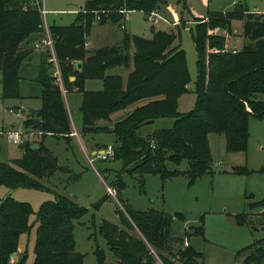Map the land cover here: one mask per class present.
Returning <instances> with one entry per match:
<instances>
[{"label":"trees","instance_id":"1","mask_svg":"<svg viewBox=\"0 0 264 264\" xmlns=\"http://www.w3.org/2000/svg\"><path fill=\"white\" fill-rule=\"evenodd\" d=\"M40 4L35 0H0L1 99L22 97L18 72L32 53L22 43L32 34L44 31ZM165 4L166 0H87L71 23L50 24L48 28L64 88H76L82 95L79 110L83 132L112 133L118 143L113 159L122 162L123 172L141 175V180L145 174H158L162 181L184 174L189 184H193L201 175L213 172L209 133L225 135L227 152H246L249 118H264V101L256 98V93L264 92V12L249 11L237 0L231 11L208 12L207 19L195 17L196 23L190 28L197 53L193 89L189 88L190 73L180 44L179 27H152L150 38L125 32L117 44L91 52L85 48L86 37L95 22L121 25L128 12L142 11L147 17L153 10L159 12ZM235 20L241 21L240 35L247 41L239 49H227L226 36L215 31L232 35ZM46 59L47 55L38 71L41 107L24 119L23 126L27 133L38 131L42 137L48 133L60 134L68 140L67 110ZM114 66L129 70L125 79L119 74H106ZM69 76H74V80L70 81ZM86 79H101L102 88L86 90ZM190 91L196 95L195 104L190 110L180 112L178 99ZM135 104L124 118L111 125L98 124L110 122L112 113ZM163 118H172V126L158 128L146 136L138 134L142 125ZM21 146V157L12 159L11 163L0 161V186L43 189L38 179L63 167L42 142L25 140ZM183 160L187 162L186 169H168V162L179 164ZM233 173L248 172L243 167H234ZM113 185L118 187L121 199L120 193L126 185L121 179ZM107 196L93 208L98 209ZM255 205L264 203H251V207ZM124 209L141 237L160 252L162 261L176 264L163 252L174 255L169 234L174 217L182 213L171 216L153 208L131 209L127 204ZM87 212L88 208L65 194H56L53 200L42 202L36 212L29 202L5 197L0 202V264H10L20 236L29 233L33 226L36 227L32 264H82L84 255L75 250L73 230L74 221ZM116 212L124 226L135 228L120 209ZM32 214L35 218L30 222ZM248 214H236L237 224L247 223ZM261 215L264 218V213ZM202 219L203 216L199 218L200 224L192 227L200 236L204 235ZM100 230L117 264H155L140 236L131 235L107 220L102 221ZM247 249L244 264H264V238L255 240L243 251ZM95 253L98 264H103L104 249L97 247ZM179 254L185 264H196V259L202 257L192 243ZM27 257L28 251L24 249L16 264H25Z\"/></svg>","mask_w":264,"mask_h":264},{"label":"rangeland","instance_id":"2","mask_svg":"<svg viewBox=\"0 0 264 264\" xmlns=\"http://www.w3.org/2000/svg\"><path fill=\"white\" fill-rule=\"evenodd\" d=\"M86 1L41 0L46 9H65L61 12L48 10L45 15V22L59 25L69 24L76 16L75 12L80 10V6H83ZM233 2L234 0H166V4L158 13L166 18L168 23L153 24L145 15L143 16V13L136 10L126 16L125 29H119L120 32L114 31L118 35L127 32L130 35L135 34L150 38L152 27L155 29L181 28L180 44L186 53L190 73L189 86L193 89L196 78L197 53L190 28L196 23L194 19L195 17L196 19L206 18L208 12L231 11L235 7ZM239 2L243 3L249 11H264V0H238ZM187 7L191 10H187ZM242 30L241 21L235 20L232 23L233 36L227 41L230 49H239L247 41L240 35ZM94 31L92 39L97 43L112 42L116 36V33L109 32L104 28H97ZM219 31L216 30L215 33ZM109 71L112 74L124 72L122 67H112ZM86 86V90H96L90 88L89 82L86 83ZM59 87L62 93V86L59 85ZM66 98L74 124L81 131L82 115L79 104H81L82 95L77 90H73V92L69 90ZM195 98L194 92L184 94L178 100V110L185 112L193 108ZM256 98L264 101V92L256 93ZM12 104L21 105L24 111L29 112L27 118L33 111L41 107V99L36 100L31 97L25 99L24 102L0 99V161L6 163H11L12 159L19 158L23 154V150L18 149L8 135V131L23 130L24 125L22 124L24 121L22 116L8 111L9 108L14 107ZM118 113L115 116H118ZM103 122L106 123V121ZM172 123V118L157 119L152 124L142 125L138 129V134L146 136L158 128L170 127ZM8 124L12 125L10 129L7 127ZM25 140L36 141V143L42 142L56 157L58 165L63 168L47 178L38 179L43 184V189L8 188L1 185L0 202L5 197L10 196L15 200L29 202L36 212L42 202L53 200L56 194H65L73 197L72 199L77 204L88 208V212L83 217L74 221L73 230L75 250L84 255L82 264H98L95 253L97 247L104 249L105 261L103 264H117L116 257L109 250L101 234L100 227L104 220L118 225L131 235L141 237L138 229L125 212L124 204L137 210L149 208L162 210L171 216L175 213H182V216L174 217L169 234L172 238L170 244L174 255L171 256L166 251L163 252L176 264H185L181 260L179 251L191 243L202 255L196 259V264H244L243 258L248 249L244 251L243 249L249 247L255 240L264 238V218L261 215L264 213V205L251 207V203H264V118H249L246 152H227L225 135L209 133L208 143L213 172L201 175L193 184H189V179L184 174L167 178L164 181L158 174H145L141 180V175L123 172L120 160L113 159L114 157L107 160L97 158L91 153L92 140L96 144L94 147L96 151L99 147L104 148L107 144L115 147L118 143L112 133L87 134L86 151L80 143L74 142L73 144L72 142L71 144L68 140L63 139L60 134L52 136L48 133L42 137L40 132L32 130L28 131L27 137L23 141ZM167 167L170 170H184L187 167V162L185 160L179 164L168 162ZM234 167H243L248 173H233ZM120 179L126 185L120 193L121 199L118 197V187L113 185L114 181H120ZM108 188L112 193L109 192ZM104 195H108L107 199L100 204L98 209H94L93 205L99 202ZM117 209L123 212L135 227L134 229L131 230L121 223L119 214L116 212ZM238 213H249L248 222L238 225L235 219V215ZM201 216H203V236L196 235V230L192 228L200 224L199 218ZM34 218L35 214H32L30 222ZM35 227L33 226L29 233L21 236L20 248L17 249L15 257L11 255L10 264L17 263L24 249L28 251L25 264H32ZM142 241L154 263L165 264L159 255L160 252L144 238Z\"/></svg>","mask_w":264,"mask_h":264},{"label":"crops","instance_id":"3","mask_svg":"<svg viewBox=\"0 0 264 264\" xmlns=\"http://www.w3.org/2000/svg\"><path fill=\"white\" fill-rule=\"evenodd\" d=\"M80 8H81V6H80ZM46 10L47 11L49 10V11L61 12V11H64L65 9H55V8L52 9L51 8V9H46ZM131 12H134V11H131ZM131 12H128L126 14V16H128L129 13H131ZM139 12L143 13L142 11H139ZM255 12H260L261 13V12H264V11L263 10L262 11L259 10V11H255ZM76 13H77V11L75 12V15H76ZM143 16H144V13H143ZM41 18H42V22H43L44 31H46V29H48V27H49L50 24H48L47 22H45V16L41 15ZM125 20H126V17L121 22V25H116V24H113V23H110V22H107V23H104V24H100L98 22H95L93 24L91 30H90L89 35L86 37L85 48L89 52H91V51H93L95 49H98V48H101V47H104V46H110V45H114V44L119 43L122 40V37H123L124 33L123 34L120 33L121 35H118L116 32H120L119 29H125L126 28V26L124 24ZM65 25H67V24H65ZM97 28H104V29L109 30V32L116 33V36H115L114 40L112 42H108L107 41L106 43H101L99 41H98L99 43H97V42L93 41L92 34H93V32H95L94 30L97 29ZM44 31L43 32H40V33L32 34L26 41H24L22 43V46L25 47V48L31 49L32 50V53L30 54L29 58H27V59H25L23 61L22 65L19 68V72H18L19 73V78H20V81H19V90H20V95L22 97L21 98H18V99H9L12 102H24L25 99L31 98V97L35 98L36 100H39L40 99V93H41L42 87H41V84L38 81V71H39V65L43 62V60L46 57V50L43 49V48H35L34 47V44L41 37L44 36V33H45ZM218 33L224 34L226 36L227 39L225 41L226 42L225 43V47L227 49H230L229 46H228V42L227 41L231 38L232 35H229L227 32H225L223 30H220ZM231 49H235V48H231ZM114 67H122L123 70H124V72L122 74H119V75H121L123 78H126L127 73L129 71L127 68H125L123 66H114ZM111 68H109V69L106 70V74H112V72L109 71ZM50 72H51V66H50ZM69 80L70 81H73L74 80V76H69ZM87 82H89V84H91L90 88H93V89H96V90L102 88V80L101 79H86L85 80V83H84V88L87 87L86 86V83ZM92 83H93V85H92ZM0 84H1V78H0ZM60 86H62L61 87L62 88V97H63L64 104H65V107H66V110H67L68 118H69L70 134L68 136L69 137L68 141L71 144H72V142H73V144H74V142L75 143L76 142L80 143V145L82 146V148L86 151V149H87V146H86V143H85V141H86V135L87 134H90V133L83 132L82 128H81V131H79L77 129L76 125L74 124V120H73L71 111L68 110V108L70 109V107H69V105L67 103V98H66V94L68 93V91L69 90H72V92H73V90L76 91V88L65 89L64 86H63V82H62V84ZM189 88H190V86H189ZM187 93H185V94H187ZM183 95L184 94H182L179 98H181ZM0 96H1V93H0ZM0 99H1V97H0ZM13 106H14L13 107L14 109L13 108H9L8 111L11 112V113L14 112V114H17V115L22 116V118H23L22 120H24L26 118V116L29 114V112H26V111H24V109L21 108L22 107L21 105L20 106L13 105ZM134 106L135 105H130V106H128L129 108L131 107L130 109L127 107L128 109L125 108L123 110H118V111L112 113V115H111V121L108 122V124L111 125V123H113V122H115V121H117V120H119L121 118H124L127 114H129L135 108ZM119 111H120V113H118ZM116 113H118L119 115L118 116H115ZM22 124H23V121H22ZM98 124L99 125H106L107 122L104 123L103 121H101ZM11 126H12L11 124H8L7 125V127L9 129L11 128ZM23 129H25L24 126H23ZM92 143H93V145L90 147V149H92L91 150V153L94 154L95 151H96L95 148H94L96 144H95V142L93 140H92ZM102 148L103 147H99L97 150H101ZM88 160L90 162V159H88ZM44 178H47V177H44ZM21 236H20V238H21ZM20 242L21 241L19 240V246H18V248H20V245H21Z\"/></svg>","mask_w":264,"mask_h":264},{"label":"built area","instance_id":"4","mask_svg":"<svg viewBox=\"0 0 264 264\" xmlns=\"http://www.w3.org/2000/svg\"><path fill=\"white\" fill-rule=\"evenodd\" d=\"M237 0H234L233 3H235ZM39 2V1H38ZM38 2L35 0V3L38 4ZM41 2V0H40ZM40 14L45 16L47 13V10L44 8L42 3L40 4ZM96 19H99V16L96 17ZM147 19L151 21L153 24L158 23H167V19L162 17L158 11L153 10L147 15ZM35 48H43L46 50L47 55V61L51 66V76L54 78V82H56L58 85L62 84V77H61V71H60V64L59 60L56 56L55 50H54V40L51 36L48 29H46L44 36L40 38L35 44ZM12 111V110H11ZM26 130H15V131H8V135L10 140L13 144L21 145L23 142V139H26L27 137ZM94 155L101 159V160H107L108 158H112L114 155V147L111 144H107L104 148L101 150L95 151ZM109 192L111 190L108 188Z\"/></svg>","mask_w":264,"mask_h":264},{"label":"water","instance_id":"5","mask_svg":"<svg viewBox=\"0 0 264 264\" xmlns=\"http://www.w3.org/2000/svg\"><path fill=\"white\" fill-rule=\"evenodd\" d=\"M77 65L80 66V63H78ZM17 148H18V149H21L22 146L19 144V145H17ZM233 169H234V168H233ZM15 256H16V252L12 253V257H15Z\"/></svg>","mask_w":264,"mask_h":264}]
</instances>
